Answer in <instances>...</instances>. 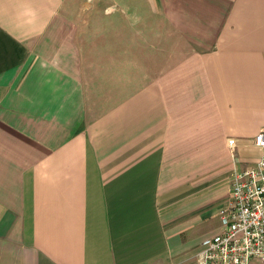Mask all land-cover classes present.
Masks as SVG:
<instances>
[{"label": "crops", "instance_id": "0c3cea01", "mask_svg": "<svg viewBox=\"0 0 264 264\" xmlns=\"http://www.w3.org/2000/svg\"><path fill=\"white\" fill-rule=\"evenodd\" d=\"M263 129L264 0H0V264H198Z\"/></svg>", "mask_w": 264, "mask_h": 264}, {"label": "built area", "instance_id": "2783aa9c", "mask_svg": "<svg viewBox=\"0 0 264 264\" xmlns=\"http://www.w3.org/2000/svg\"><path fill=\"white\" fill-rule=\"evenodd\" d=\"M253 144L262 154L233 171L226 206L220 211L222 229L201 241L198 264H264V129Z\"/></svg>", "mask_w": 264, "mask_h": 264}, {"label": "rangeland", "instance_id": "374dc122", "mask_svg": "<svg viewBox=\"0 0 264 264\" xmlns=\"http://www.w3.org/2000/svg\"><path fill=\"white\" fill-rule=\"evenodd\" d=\"M251 264H259V263H258V261H253V262H251Z\"/></svg>", "mask_w": 264, "mask_h": 264}]
</instances>
